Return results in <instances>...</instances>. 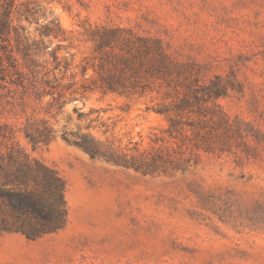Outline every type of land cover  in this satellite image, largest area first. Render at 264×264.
<instances>
[{
	"label": "rangeland",
	"instance_id": "374dc122",
	"mask_svg": "<svg viewBox=\"0 0 264 264\" xmlns=\"http://www.w3.org/2000/svg\"><path fill=\"white\" fill-rule=\"evenodd\" d=\"M11 20L19 68L28 71L18 46L29 44L55 88L38 98L0 79V172L12 148L55 168L68 220L30 238L5 228L0 199V264H264V0H19ZM103 26L157 37L201 83L227 85L204 105L206 118L217 113L202 124L212 150L186 124L171 131V114L158 111L174 89L82 87L97 76L93 38ZM46 128L48 142L26 135Z\"/></svg>",
	"mask_w": 264,
	"mask_h": 264
},
{
	"label": "trees",
	"instance_id": "16d2710c",
	"mask_svg": "<svg viewBox=\"0 0 264 264\" xmlns=\"http://www.w3.org/2000/svg\"><path fill=\"white\" fill-rule=\"evenodd\" d=\"M17 1L19 0H0V79L6 80L10 77L12 83L22 86L26 92L30 91L38 98L45 93L54 95L49 89L55 88L49 76L50 71L36 68L38 65L32 57L31 45H24L22 50L18 46V51L23 54L24 66L28 69L25 72L19 68L14 49L8 43L13 31L19 37L18 29L11 20ZM93 40L95 62L91 67L97 76L91 82L85 80L82 84L85 90L100 88L116 92H145L154 84H158L160 88L174 89V96L171 91L165 92L172 100L158 110L171 114V131L184 132L186 124L202 136L203 146L207 150L214 148L211 137L207 134L209 132H205L206 135L203 133L207 125L202 124L209 123L217 115L215 111L211 117L206 118L211 111L204 105L213 102L228 89L226 84L218 80L219 77L211 79L210 83H201L200 72L192 66L187 68L186 63L175 62L161 39L140 34L132 28L98 27ZM42 44L37 43L39 51L46 48ZM53 57L57 63L55 68H58L61 62L55 53ZM88 64L84 67L83 74L88 72ZM11 67L15 72H11ZM14 75L18 76L14 78ZM184 114L197 115L199 120L183 122L180 117ZM26 135L35 144L48 142L54 137L51 128H46L45 133L38 135L30 132ZM84 148L92 156L101 153L99 147L88 140H85ZM7 158L5 170L0 172L3 179L0 199L5 205V218L2 223L5 228H15L30 238H36L65 226L68 220L66 181L60 173L38 159L23 155L20 150L15 151L14 148L8 152ZM9 217L13 219L12 223Z\"/></svg>",
	"mask_w": 264,
	"mask_h": 264
}]
</instances>
